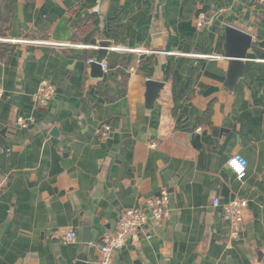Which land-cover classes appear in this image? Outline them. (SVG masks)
Masks as SVG:
<instances>
[{"label":"crops","instance_id":"crops-1","mask_svg":"<svg viewBox=\"0 0 264 264\" xmlns=\"http://www.w3.org/2000/svg\"><path fill=\"white\" fill-rule=\"evenodd\" d=\"M199 13L206 21L197 27ZM89 14L93 21L79 30ZM117 17L123 42L108 36ZM225 25L255 45L232 87ZM8 26L1 40L12 49L0 57V264H100L101 237L120 212L162 190L166 220L148 225L147 238L127 239L110 264H264V0H107L99 8L98 0H15ZM99 41L110 42L104 63L112 51L123 59L102 69L106 79L92 76L88 63ZM122 73L125 94L105 102L99 88L116 95ZM149 79L163 85L150 109ZM42 80L55 92L38 107L31 97ZM103 125L108 138L98 133ZM233 156L246 162L242 179L226 164ZM235 198L247 206L233 239L222 205ZM69 229L77 237L65 243Z\"/></svg>","mask_w":264,"mask_h":264},{"label":"built area","instance_id":"built-area-1","mask_svg":"<svg viewBox=\"0 0 264 264\" xmlns=\"http://www.w3.org/2000/svg\"><path fill=\"white\" fill-rule=\"evenodd\" d=\"M206 21V16L199 13L197 16L196 25L200 27ZM12 42H19L15 39H10ZM52 45H62L60 43H51ZM87 48L97 49L98 46L87 45ZM114 49V47H113ZM144 51V50H142ZM95 61V58H90L88 63ZM101 68L106 71V63H100ZM55 92L54 85L48 80H42L35 93L32 95V101L38 107H44ZM2 91H0V96ZM20 127L27 126L26 120L22 117L16 119ZM110 132L109 125H103L98 133L102 138H108ZM154 145V144H153ZM228 168L232 171L237 179H242L246 172V162L241 156H233L226 162ZM214 206L219 205L218 199L213 200ZM247 206L244 199L235 198L230 202L222 205L223 219L229 226L230 236L233 239L238 238L243 224V213ZM170 212L169 197L165 190H162L157 196L148 198L144 207L125 209L120 212L115 228L112 232H108L101 237L99 250L100 264H110L114 252L123 248L127 239L134 235H143L149 237L145 232V228L152 222L161 223L166 220ZM77 237L76 231L73 229L66 230L63 234V242L70 243ZM91 243V242H90Z\"/></svg>","mask_w":264,"mask_h":264},{"label":"water","instance_id":"water-1","mask_svg":"<svg viewBox=\"0 0 264 264\" xmlns=\"http://www.w3.org/2000/svg\"><path fill=\"white\" fill-rule=\"evenodd\" d=\"M107 0H98V8L101 7ZM153 1V0H150ZM225 54L229 59V71H228V85L232 87L235 85L238 78L241 77L244 63L242 59L247 57V51L254 49L255 45L252 41V36L242 30H239L233 26L225 25ZM99 49L95 61L90 63L91 75L99 78L106 79L107 74L102 71L100 63L103 62L106 48L110 47L109 41H99ZM162 83L156 80L149 79L145 81L146 93H145V106L146 108H152L156 99L159 96V91L162 88ZM6 129L0 131V145L3 144ZM56 129H52V133H55ZM85 245H89L91 237L84 238Z\"/></svg>","mask_w":264,"mask_h":264},{"label":"trees","instance_id":"trees-1","mask_svg":"<svg viewBox=\"0 0 264 264\" xmlns=\"http://www.w3.org/2000/svg\"><path fill=\"white\" fill-rule=\"evenodd\" d=\"M15 0H0V57L6 56L10 50L12 49V45H10L8 42L3 41L1 39L7 38L9 36V26L8 22L10 19V13H11V7ZM94 16L93 14L86 15L77 25V28L81 30L83 26H86L90 20L93 21ZM109 29L108 30V36L109 38L114 42H123L124 39V32L125 27L124 24L121 22V20L117 17L114 19H111L109 21ZM90 53H94V51H91ZM118 54L116 52L112 51L108 57L106 58L107 63V70L113 69V66H116V64L122 63L123 59L120 62H117L115 59L118 58ZM111 58V63H109V59ZM123 74V73H122ZM126 76L123 74L122 81L120 82L121 88L119 92L114 96H107L106 91L107 88L100 87L99 91L104 96L105 102H111L115 98L123 96L125 94V85H126ZM188 98V97H187ZM210 115V109H207L203 117L200 119V121L207 120ZM178 127H180L179 123L177 124ZM2 158L3 154L0 156V169H3L2 167Z\"/></svg>","mask_w":264,"mask_h":264}]
</instances>
